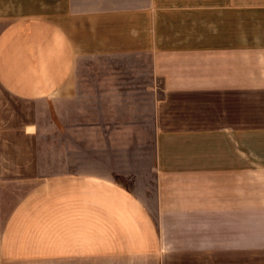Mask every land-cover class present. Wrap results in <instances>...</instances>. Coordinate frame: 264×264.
<instances>
[{"label":"crops","instance_id":"1","mask_svg":"<svg viewBox=\"0 0 264 264\" xmlns=\"http://www.w3.org/2000/svg\"><path fill=\"white\" fill-rule=\"evenodd\" d=\"M134 53L150 194L69 151L45 170L76 57ZM0 264H264V0H0Z\"/></svg>","mask_w":264,"mask_h":264},{"label":"rangeland","instance_id":"2","mask_svg":"<svg viewBox=\"0 0 264 264\" xmlns=\"http://www.w3.org/2000/svg\"><path fill=\"white\" fill-rule=\"evenodd\" d=\"M160 96L146 53L77 56L64 94L39 109L45 170L54 166L55 152L69 151L141 198L142 191L150 194L153 108Z\"/></svg>","mask_w":264,"mask_h":264}]
</instances>
